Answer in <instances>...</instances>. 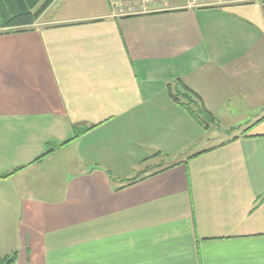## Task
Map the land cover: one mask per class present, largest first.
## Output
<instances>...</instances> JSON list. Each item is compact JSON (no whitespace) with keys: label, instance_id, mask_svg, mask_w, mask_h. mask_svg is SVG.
<instances>
[{"label":"crops","instance_id":"obj_1","mask_svg":"<svg viewBox=\"0 0 264 264\" xmlns=\"http://www.w3.org/2000/svg\"><path fill=\"white\" fill-rule=\"evenodd\" d=\"M113 1L0 33V254L264 264V0Z\"/></svg>","mask_w":264,"mask_h":264},{"label":"trees","instance_id":"obj_2","mask_svg":"<svg viewBox=\"0 0 264 264\" xmlns=\"http://www.w3.org/2000/svg\"><path fill=\"white\" fill-rule=\"evenodd\" d=\"M53 0H0V33L7 30H22V28L32 25L41 13L49 6ZM183 94L189 99L183 102V105H190L196 101H200V97L190 88L181 83ZM170 97L175 101H180L170 88L168 90ZM184 95V96H185ZM199 113L209 114L204 107L199 108ZM22 167H18L19 170ZM144 170L140 171L131 182L140 179V175ZM16 260V252L9 254H0V264H14Z\"/></svg>","mask_w":264,"mask_h":264},{"label":"built area","instance_id":"obj_3","mask_svg":"<svg viewBox=\"0 0 264 264\" xmlns=\"http://www.w3.org/2000/svg\"><path fill=\"white\" fill-rule=\"evenodd\" d=\"M113 3L116 4L115 1H113ZM116 5H117V7L118 6L121 7L122 5H124V6H127L129 8V10H134V5L131 4V3H128V2H124L123 4L122 3H117Z\"/></svg>","mask_w":264,"mask_h":264},{"label":"rangeland","instance_id":"obj_4","mask_svg":"<svg viewBox=\"0 0 264 264\" xmlns=\"http://www.w3.org/2000/svg\"><path fill=\"white\" fill-rule=\"evenodd\" d=\"M114 1H115L116 3H120V0H118V1H117V0H114ZM119 7H120V6H118V8H119ZM120 8H121V7H120ZM174 92H175V91H174ZM209 136H212V131L209 132ZM160 159H163V160H164V157H161ZM158 162H160V160H157V161L155 160V163H158ZM165 162H168V160L166 159Z\"/></svg>","mask_w":264,"mask_h":264}]
</instances>
